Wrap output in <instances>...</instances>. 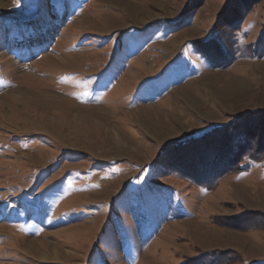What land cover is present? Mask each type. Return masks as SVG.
Masks as SVG:
<instances>
[{
	"label": "rangeland",
	"instance_id": "1",
	"mask_svg": "<svg viewBox=\"0 0 264 264\" xmlns=\"http://www.w3.org/2000/svg\"><path fill=\"white\" fill-rule=\"evenodd\" d=\"M240 16L254 43L264 0H0V264H264L263 163L182 172L264 147Z\"/></svg>",
	"mask_w": 264,
	"mask_h": 264
},
{
	"label": "trees",
	"instance_id": "2",
	"mask_svg": "<svg viewBox=\"0 0 264 264\" xmlns=\"http://www.w3.org/2000/svg\"><path fill=\"white\" fill-rule=\"evenodd\" d=\"M244 1L245 0H242V2H244ZM242 6L244 8L245 4H242ZM238 10H239V8H238ZM239 11L241 13H243V15H246V13H248V10L246 8L242 11L241 10H239ZM241 20H242V16H240V18L237 20V22H236V19H231L227 23V25H229L230 28L232 27L231 30L235 34L233 37V42H232L233 46H231V49L233 51L232 55H237V56L239 55V56L247 57V58H264V24L262 25L260 34L254 43L250 42L248 44H243L238 40V38H236L238 35V32L241 28V25H240ZM29 23L35 24L36 29L37 28L40 29L39 32L44 33V35H48L51 32V29L54 27L53 25L52 26L49 25V23L55 24L56 22L54 19H51L50 17H46L45 15H40L39 17H37L31 21H25L23 25L25 26L26 24H29ZM17 32L18 33L14 37H12V43L14 46H16V48L20 46V44L17 45V40L19 39L20 34H21L20 32H22V31L18 30ZM28 33L32 34L31 32H28ZM10 35H11V33L8 32L7 40H4L5 44L8 42V39H11ZM199 51L200 50H198V52ZM226 52H228V50ZM203 57L205 59H207L208 57L211 58L212 62L214 64L218 63V61L215 60V57L213 55L203 56ZM222 61L224 64H226L227 59H223ZM141 89L146 90V92H147V93L143 92L142 93L143 95L141 94L142 96L147 95L149 93L148 90H151V88L147 87V86H143ZM246 136L248 137L247 134H246ZM245 140L242 142H235L231 145L229 142L231 140H228L227 144L226 143L224 144L222 150H220V148H219L215 151V153L212 155L214 157L211 159L210 162L205 163L204 162L205 160L204 161L200 160L198 163L199 165H198L196 170H194L192 172H190V171L188 172L185 169V172L184 171H182V172L185 173V176L191 178L194 182H196L202 188H204L206 190H210L218 183V181L223 176H225L229 173H232V172L236 171L237 169L238 170H244L248 166V165H244V164L241 165L240 161H238L236 164L235 158L238 156L239 157L242 156V158L244 156H247L250 158V160L256 161V162L261 161L264 165V147H262V145H260L261 148L256 147V149L254 151L248 150V149H250L249 143H245L246 142ZM245 150H246V152H245ZM247 150L253 151L255 153H250ZM239 153H241V155ZM162 168H165V167H162ZM183 168H185V167H183ZM183 168L179 167V169H183ZM162 204H164V203H162Z\"/></svg>",
	"mask_w": 264,
	"mask_h": 264
}]
</instances>
